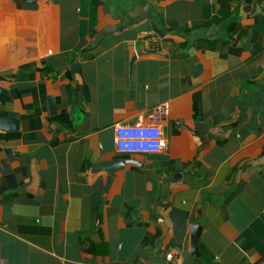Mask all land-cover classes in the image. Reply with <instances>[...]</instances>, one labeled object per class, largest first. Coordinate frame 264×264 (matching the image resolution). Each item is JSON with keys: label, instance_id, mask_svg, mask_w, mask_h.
<instances>
[{"label": "crops", "instance_id": "obj_1", "mask_svg": "<svg viewBox=\"0 0 264 264\" xmlns=\"http://www.w3.org/2000/svg\"><path fill=\"white\" fill-rule=\"evenodd\" d=\"M0 90V264H264V0H0Z\"/></svg>", "mask_w": 264, "mask_h": 264}, {"label": "built area", "instance_id": "obj_2", "mask_svg": "<svg viewBox=\"0 0 264 264\" xmlns=\"http://www.w3.org/2000/svg\"><path fill=\"white\" fill-rule=\"evenodd\" d=\"M114 135L115 150L122 154H158L166 146L161 128L156 124L119 123L114 127ZM177 253L178 249L172 248L166 257L171 260Z\"/></svg>", "mask_w": 264, "mask_h": 264}, {"label": "water", "instance_id": "obj_3", "mask_svg": "<svg viewBox=\"0 0 264 264\" xmlns=\"http://www.w3.org/2000/svg\"><path fill=\"white\" fill-rule=\"evenodd\" d=\"M37 0H26V2L29 3H34ZM3 91L0 90V93H2ZM13 123L14 121H12L11 119L7 118L6 116H3L0 114V128H10L12 129L13 127ZM112 169V168H110ZM107 180L106 183L103 185L102 189L94 196V201H95V207L98 205V202L101 198V196L103 195V193L106 191V189L109 187L111 180H112V172L111 170L107 171ZM201 234V225L200 224H193L191 225V233H190V250L193 252V254L196 257H200L204 262H206L207 264H209V261L207 259H205V257H203L198 249V240Z\"/></svg>", "mask_w": 264, "mask_h": 264}]
</instances>
